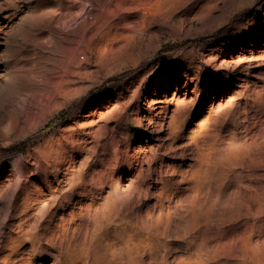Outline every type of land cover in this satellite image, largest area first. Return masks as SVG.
Wrapping results in <instances>:
<instances>
[{
	"label": "rangeland",
	"instance_id": "rangeland-1",
	"mask_svg": "<svg viewBox=\"0 0 264 264\" xmlns=\"http://www.w3.org/2000/svg\"><path fill=\"white\" fill-rule=\"evenodd\" d=\"M105 3L0 0V264H63L68 226H80L78 251L87 210L114 192L144 207L189 199L178 203L184 217L223 229L218 264H246L242 251L264 264V0H179L122 49L98 55L96 28L113 20ZM246 128L256 163L242 159L254 149L236 137ZM203 140L220 147L222 165L194 198L187 179L202 165ZM176 231L170 259L186 253Z\"/></svg>",
	"mask_w": 264,
	"mask_h": 264
},
{
	"label": "bare ground",
	"instance_id": "bare-ground-1",
	"mask_svg": "<svg viewBox=\"0 0 264 264\" xmlns=\"http://www.w3.org/2000/svg\"><path fill=\"white\" fill-rule=\"evenodd\" d=\"M105 1H108V3H105L104 12L112 15L113 20L101 21L99 27L96 28L92 50L98 55H106L115 49L116 51L122 49L119 45L125 40L132 39L136 34L135 29L143 30L149 27L156 17L166 18L170 13H173L174 6L179 0H129L130 7L125 9L118 7V12L112 10V0ZM130 13L134 14L132 22L128 20ZM116 14H126L128 16L114 18ZM99 19L100 17H97V20ZM95 23L98 24L100 21ZM132 32H134L133 35H131ZM253 108L255 107L250 109L253 110ZM257 122L264 124V117L261 118L260 116ZM249 129L246 128L247 133L245 132V136L236 135V137L244 142L243 147H246L245 145L251 141L249 146L254 148L253 154L247 150L242 159L256 163L254 162V155H257L255 149L257 140L254 145V133L249 132ZM204 144L205 141L203 140V142L201 141L196 145V156L198 162H202V165H199L198 169L187 179L192 186L193 193L195 192L194 198L200 196L203 189L202 184L207 174L222 165L220 156L223 151L220 147L210 149ZM238 156L239 154L233 158ZM235 160L237 159L232 161ZM256 160L263 163L264 154H261ZM98 176H100L98 178L100 180L106 175L101 171ZM93 180V178L91 180L83 178L80 182L89 183L92 181L93 183ZM161 181L164 184L166 180L161 178ZM94 186L92 185L93 188H97L99 185ZM112 197L107 203L103 204L101 209L93 204L87 210L85 216L90 223L85 228V242L78 251H76V247L80 226L77 223L68 226L71 229V240H69V245L67 243V250H63V252H66V259L63 264H218L216 258L220 251H224V244L221 241L223 229L218 227L198 229L196 225L197 217L191 219L184 217L183 206L178 203H189V199L182 202L183 200L175 201L167 197L166 203L160 200L152 206L144 207L143 204L142 206L139 204L141 201L135 202L136 205H132L127 199L117 198V192H114ZM191 197L193 198V196ZM172 205H174V208H171ZM261 205L264 207V204ZM252 228L254 229V227ZM174 230L181 233L177 238L181 249L183 246L186 247V253L170 259L166 255V251L170 248L168 246L169 234ZM194 231L196 232L192 234ZM211 232H213L212 236ZM251 232L247 235V240H250L253 234L256 233L254 230ZM216 238L219 241H216L213 245L208 243L210 239ZM54 239L59 245L58 255L54 256V260L60 263L63 242L62 239L58 238V235ZM35 247L36 243H33V248ZM244 248L249 247L245 246ZM108 249L113 250L111 256L106 253ZM237 251L235 243L231 241L230 252ZM242 253L243 257H238V260L246 264H256V260L248 258L246 251H242Z\"/></svg>",
	"mask_w": 264,
	"mask_h": 264
}]
</instances>
